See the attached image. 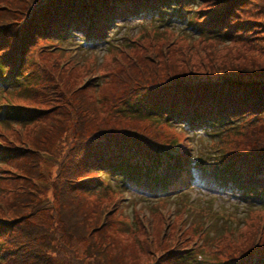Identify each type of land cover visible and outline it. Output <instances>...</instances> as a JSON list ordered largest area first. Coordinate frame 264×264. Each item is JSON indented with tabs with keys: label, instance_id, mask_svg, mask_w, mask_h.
<instances>
[{
	"label": "trees",
	"instance_id": "trees-1",
	"mask_svg": "<svg viewBox=\"0 0 264 264\" xmlns=\"http://www.w3.org/2000/svg\"><path fill=\"white\" fill-rule=\"evenodd\" d=\"M206 1L209 2L206 8L202 4L195 7L192 0H17L15 5L9 2L0 6V73L5 71L3 77L0 76V86L7 92L2 95L18 89V92L27 90L37 82L39 87L34 95L39 101L45 96L46 89L50 92L54 84L61 88L60 82L49 78L46 68L37 78L33 77V84L30 82L28 66L33 63L31 51L34 47L45 41L64 44L74 35L85 43L103 39L110 29V22L127 20L131 8L135 12L132 18L140 15L131 20L151 25L159 32L196 35L210 41L242 45L244 49L252 47L258 29L246 19H242V26L247 25L255 33L249 34L245 27L237 29L236 15L232 18L226 14L225 7L231 0ZM147 11H151V15L147 16ZM194 13L196 16L193 17ZM186 15H192V18L184 19ZM109 45L107 43L106 48ZM168 45H163L166 47L163 53L160 52V66L150 60H130L124 66L118 65L112 81L116 79L122 85L127 80L126 75L132 80L135 74L141 77L134 79L131 87L124 88L118 101L112 103L115 117L101 114L100 107L95 106L92 108L95 116H88L85 110L84 118L78 116L81 122L77 129L73 127L66 132V145L62 144L65 145L63 149L67 146V151L53 176L47 172L46 177L51 184L48 191L52 205L35 204L37 197L33 194H38V189L33 185H29L28 192L15 195L7 209L19 216L6 222L0 219V264H58L50 255H57L59 251L51 244L52 234L59 244L56 228L74 241L86 244L83 256L90 261L95 259L96 264L102 260H105L103 264H128L141 254L139 249L127 246L110 232L107 219L101 224L100 217L95 218V213L86 209L84 196L108 181L120 185L113 189L121 192L137 180H144L154 188L155 180L150 177L159 176L166 161L173 168L178 165L179 156L171 155H178L175 143L163 144L168 141L155 129L144 125L143 120H169L188 131L216 129V138L234 130L228 126L239 119L250 116L251 123L259 121V135L246 141L245 132L242 141L233 142L228 151L219 149L213 161L218 170L229 173L233 183L242 186L245 192L253 193L256 204L264 201V64L197 65L202 63L184 62L172 56ZM93 88H97L96 85ZM4 102L12 105L9 100ZM11 105L2 108L4 117L0 119V125H31L55 108ZM254 130L250 129L248 134ZM15 145L18 148L12 146L0 151V164L30 159L29 167H21L24 173L17 169L23 174L16 175L26 183L23 186H27L25 177L31 178V174L39 171L40 157L34 153L41 150L24 142ZM157 149L160 151L156 155ZM189 151L190 148L184 147L181 155L183 170L173 182L184 181L182 177L188 174L184 161ZM62 152L58 151L57 156ZM34 165L36 169H32ZM219 178H223L222 175L215 173L213 179ZM16 218L21 221L17 223ZM262 236L261 233L245 246L240 245L242 249L233 255L240 256L237 261L220 264H264V239L261 243L258 241ZM183 246V242H177L166 251L171 262L206 264L196 261V256L187 258L193 251ZM108 249L118 253L107 258ZM166 256L165 252L160 254V258ZM158 263L159 260L155 264ZM63 264H71V261L65 258Z\"/></svg>",
	"mask_w": 264,
	"mask_h": 264
},
{
	"label": "rangeland",
	"instance_id": "rangeland-1",
	"mask_svg": "<svg viewBox=\"0 0 264 264\" xmlns=\"http://www.w3.org/2000/svg\"><path fill=\"white\" fill-rule=\"evenodd\" d=\"M15 1L17 0H0V6L9 2L13 4ZM192 1L197 8L201 4L203 8H206V4L209 3L206 0H202L205 1L203 3L201 0ZM227 3L229 6L225 7L226 14L232 18L236 15L237 29L241 28L240 30H242V27H245L249 34L255 33L247 25L242 26V19H246L255 25L253 28L258 29L252 47L244 49L242 45L225 44L215 40V43H212L214 41L195 35L183 36L175 32H159L151 25L138 24L137 22L128 23L126 28L118 30L112 38V45L104 51L86 53L85 51L81 52L76 44L70 45L55 41L39 42L31 51L33 63H29L28 66V71L31 72L30 82L32 83L33 77L37 78L41 70L46 68L45 71L49 78L60 82L61 88L54 84L50 92L46 89L45 96L39 101L34 95V93L37 94L39 87L37 82L32 83L33 85L27 87V90L18 92V89L5 96H0L2 108L11 105L9 102L5 103L4 100L11 101V106L25 105L43 109L55 106L31 125L27 124L23 127L0 125V151L12 146L18 148L15 144L23 142L41 150L34 153L40 157L39 171L31 174V178L25 177L27 186H23L26 183L16 175L24 173L21 167H29L30 159L16 163L11 160L8 165L0 164V219L6 222L7 219L19 216L12 209H7V206L14 200L16 194L28 192L29 185L38 189V194H33L37 197L35 204L44 206L49 203L52 205L51 193L48 191L51 184L46 181V177L48 176L47 172L51 173V177L53 176L67 151V146L63 149L66 145V132L73 127L77 129V125L81 122L78 120V116L84 118L85 110H87L88 116H95V110L92 111L95 106L100 107L101 114L115 117L117 114L112 103L118 101L120 92L124 88L131 87L134 79L141 77L139 74H135L132 80L126 75L127 80L122 85L116 79L112 81L117 73L118 65L124 66L130 60L138 62L150 60V63L156 61L159 65L161 64L160 52L163 53V49L166 47L163 45L167 44H169L172 56L179 57L184 62L202 63L197 65H218L221 63L245 66L263 65L264 0H231ZM186 16L192 18V15ZM194 16H196L195 13ZM184 19H188V17H184ZM94 85L97 88H93ZM32 86L36 88L33 87V89ZM27 96L30 97L29 100ZM142 122L155 129L161 138L168 141L163 144L173 141L181 144L187 142V137L181 128L169 120H143ZM259 125V121L251 123L250 116H247L235 121L232 126H228L235 129L221 135L220 138L206 136L200 132L191 135L186 143L194 149L193 158L189 161L200 166L213 167V164L207 161L203 162V160L199 161L194 156L210 153L217 149L228 150L233 142L242 141L241 138L245 132L244 137L246 141H249L254 138L251 136L260 134L257 133ZM253 128L255 132L248 134L249 130ZM242 131L244 132L241 133ZM213 133L215 131L210 132V134ZM60 150L63 152L57 156ZM17 169L23 173L17 172ZM32 169H36V165ZM213 169H216V166ZM169 175L166 176L169 177ZM113 188H115L113 182H106L97 190L85 195V207L95 213V218L100 217L101 224H104V219H107V223L111 225L110 232L125 241L127 246L140 250L141 254L137 255L134 260L128 261V264H155L157 260H159L158 264H183L178 261L171 262L168 257L170 254L166 252L177 242H183L182 248L190 247V251H193L187 258L196 256V261H205L206 264H220L225 261L232 262V260L234 262L240 258V256H233L242 249L240 245L243 246L247 242H251L261 233L264 236V207L248 205L239 207L237 201L241 203L242 199L244 202H248L246 197V199L241 198V193L237 195L238 199H234L232 198L234 195H230V193L223 195L224 192L214 191L213 186H210L206 181L199 183L196 190L190 192L191 195L185 192L175 197H164L143 204L140 200L128 198L120 190ZM136 193L142 195L137 190ZM214 193L221 199L213 200L210 194ZM127 194L131 196V194ZM246 195L253 196L254 194L246 193ZM138 198L142 199L139 196ZM218 204L222 207L221 210H217ZM40 211L42 210L37 212ZM16 219L17 223L21 221L19 218ZM55 232L59 244L54 241L53 234L51 235L53 238L51 244L59 251L57 255H50L57 260L58 264H63L65 258L69 262L71 261V264H96L95 259L90 261L84 258L83 250L86 244L78 243L65 236L60 229L56 228ZM263 236L258 240L260 243L264 239ZM164 252L167 256L160 258V254ZM117 253V251L108 249L105 255L109 258ZM174 255L181 257L182 254ZM104 262L105 260H102L100 264ZM189 264H196V262Z\"/></svg>",
	"mask_w": 264,
	"mask_h": 264
},
{
	"label": "bare ground",
	"instance_id": "bare-ground-1",
	"mask_svg": "<svg viewBox=\"0 0 264 264\" xmlns=\"http://www.w3.org/2000/svg\"><path fill=\"white\" fill-rule=\"evenodd\" d=\"M212 90V89H211ZM240 189H242L243 190V187H240Z\"/></svg>",
	"mask_w": 264,
	"mask_h": 264
}]
</instances>
